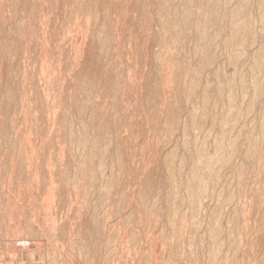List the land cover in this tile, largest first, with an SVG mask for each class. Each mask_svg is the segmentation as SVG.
Segmentation results:
<instances>
[{
  "label": "rangeland",
  "instance_id": "rangeland-1",
  "mask_svg": "<svg viewBox=\"0 0 264 264\" xmlns=\"http://www.w3.org/2000/svg\"><path fill=\"white\" fill-rule=\"evenodd\" d=\"M175 1L179 5L184 2ZM160 6L162 7L160 0H0V264L202 263L201 260L196 263L190 257L187 239L192 227L190 218L182 216V227L178 232H172L169 225H166L169 217L166 214L165 191L169 190V180L163 163L166 144L162 140L164 133L161 131L166 124L158 120L171 114L172 107L169 106L177 100L183 104L180 105L185 117L186 114L189 116V112L187 104H184L185 95L180 94L183 83L175 75L176 72H169L167 65L170 64L168 57L170 46L173 45L170 40L173 41L174 31L163 37L165 35L158 14ZM191 21L187 25L189 30L186 37L183 34L184 37L180 39L181 43H185L181 44L184 48L181 51L172 50L175 52L171 54L182 57L181 60L185 62L194 61L193 57L191 59L186 55L189 43L194 41L195 23ZM256 21L258 22H254L253 27L259 30L261 24L258 19ZM171 25H176V28L181 26L175 23L174 26L173 23ZM258 30L257 32L260 31ZM262 37L264 38L263 34L260 39ZM164 40L170 44L163 43ZM219 49L218 54H222V61L226 65L222 63L223 71L232 73L233 67H228L226 49L223 50L221 46ZM181 52L184 55L181 56ZM163 66H166V70ZM159 69L166 72L163 73L164 76ZM162 79L167 82L163 84ZM81 98L83 101L86 98L87 101L83 102ZM208 113L207 116H213L212 112ZM187 121H191L189 117ZM181 123L184 124L182 121L177 123L174 135L175 140L180 138L179 141H182L179 128ZM83 126L88 130L83 131ZM106 128L109 130L108 134L105 132ZM239 128V136L244 131L240 137L244 140L249 138L247 127L242 125ZM78 131H86L85 135L89 139L90 136L95 141L101 139L100 144L96 141L97 145L93 148V151L100 148V154L92 155L91 148H76L78 145L71 142V134ZM235 132L239 133L238 129ZM91 142L92 139L89 144ZM241 143L240 152L237 151L236 159H232L233 165L241 159V151L245 149ZM72 144L76 145L75 148ZM105 147L109 148L105 156H111H103ZM71 148L75 149V153L71 152ZM81 151L86 153H83L84 160H88L85 161V167H91L89 171L85 168L86 173L79 178L81 173L77 161L82 155ZM116 153L118 154L115 155ZM102 157L106 159L108 167L109 162L114 159L120 163L119 167H123L120 170L115 168L119 172L115 175V184L120 186L115 189L114 184L112 194L103 207L97 203L100 197L97 190L105 176L102 178L100 168H96L98 159ZM245 166L240 176L233 166L225 169L227 184L233 185L234 182L233 186L238 187L236 201L231 207L236 205L234 208L239 213L235 217L241 235L242 254L238 253L234 264H243V259L244 264L249 261L248 264H261L264 260V166L262 165L261 171L257 163L247 162ZM93 168L96 169L95 178L92 176ZM107 171L109 174L110 170ZM68 174L72 179L70 184L65 181ZM74 180L77 185L73 184ZM148 188H153L152 192H148ZM144 191L152 197L156 194L159 215L152 216L145 207L147 203L144 205L142 202ZM160 193L163 199L159 197ZM114 200L119 205L122 204L119 206ZM239 204L243 210L237 208ZM223 217H227L226 213ZM95 225L100 232L95 230ZM174 242L178 243L177 253L174 251V246L177 245H173ZM100 244L101 247L96 250L95 245L99 247ZM106 247L107 251L104 249ZM243 252L246 254L243 255Z\"/></svg>",
  "mask_w": 264,
  "mask_h": 264
},
{
  "label": "bare ground",
  "instance_id": "bare-ground-1",
  "mask_svg": "<svg viewBox=\"0 0 264 264\" xmlns=\"http://www.w3.org/2000/svg\"><path fill=\"white\" fill-rule=\"evenodd\" d=\"M160 1L162 4V7L160 6L161 9H160V13L158 12V14L160 17L159 20L161 21L160 25L162 26V29H163L162 31L164 33L162 31L161 32L163 33V35H165L163 37H166L169 33L171 34L174 31V33L172 35L173 41L170 40V42L174 46L173 45L170 46V48H171L170 49L171 52L169 54L170 56L169 57L167 55L165 56V57L169 58L168 62L170 64L167 63V65H169L168 67L170 68L169 72L170 73L176 72L175 75L177 76V78L179 77L183 83L182 88H181L182 91H180V94L182 93V95H185V97H184L185 103L184 104L185 105L187 104L186 106L188 108H186V109H188V112H189V116L186 114V117H185V115H183L184 109L181 107V105H183V104L178 102V100L177 101L175 100L176 102L174 104H172V106H169V107H172L171 114H168L167 116L162 117L161 120H158V122H163L164 124H166V126L164 127V130H161L164 133V135H162V138H163L162 140H163L164 144H166L165 145L166 153L164 156V160H163L164 162L163 163H164V169L166 170L167 180H169L168 181V183H169L168 189L169 190L165 191V192H167V199H166L167 210L166 209L165 210L167 211L166 214L168 215L169 219H166L167 224L166 223L165 224L167 226L169 225V228H170V230H172V232H174L175 230H177V232H178V231H180L178 229H180L182 227V221H181L182 216H186V217L190 218L192 227L190 230V235H189V237H187V239H189L190 257L193 259V261H196V263L201 260L202 261L201 264H234V258L240 252V247L242 245L241 239L239 238L241 236L239 233L240 231H239V228H237L238 224L236 225L237 221H236V217H235L236 215L235 214H237L236 213L237 210H235L236 208H234V207H236V205L234 207H231L236 201L235 199L237 198L238 193H236V192H237L238 187L235 188L233 186L234 182H232L233 181L232 179H231V182L233 183V185H231V183L227 184L228 179L225 176V173H227V172H225V169L227 167L233 166L234 170L236 171L238 176H240L242 171L246 168L245 163H247V162H252L254 164L257 163L259 166H261V167L258 166V168H260L259 171H261V169H263L262 165L264 166V38L262 37L260 39V35L261 34L264 35V0H236V1H233V0H184V2L182 4L180 3V5L176 4L175 0H160ZM95 13H97V12H95ZM195 15H196V17L194 18ZM151 16H153V15H151ZM163 16H164V19H163ZM25 17H26V15H25ZM257 19L260 21V24H261L260 28H263V30L261 29L262 31L260 30V28H259L260 31L257 29L259 32H257L255 27H253L254 22H258V21H256ZM191 20H193V21H191ZM189 21L195 23L194 28H193L194 29L193 30L194 41L191 42L192 44L189 43V48H188V52H187L188 54H186V55H188L189 58L191 57V59L194 58V61H192L190 59L191 62H185V60H181L182 57H180V58H179V56L174 57V55H171V54L175 51H178V50L181 51L184 48L181 45L184 42L181 43L180 39L182 37H184L186 32L189 30V28H187ZM172 23H173V26H174V23L177 25L179 24L181 26H179V28H176V25H175V27H172V25H171ZM255 25H257V23H255ZM186 28H187V30H186ZM100 35L102 36L103 34H100ZM185 37H186V35H185ZM98 38H99V36H98ZM107 38H109V36ZM104 41H106V40H104ZM168 41H169V39H168ZM178 41H180V43H178ZM100 42H102V41H100ZM164 42L168 45L170 44L169 42L167 43V40H164L163 43ZM186 46L187 45H185V52L187 51ZM219 46H221V48L223 50L226 49V51H227L226 53H228V56H227V58L229 57V59H228L229 66L228 67H230V68L233 67L232 73H226L222 69L223 68V66H222V63H223L222 58L223 57L221 56L222 54L221 55H219L220 53L218 54V52H219L218 50H220ZM172 50H175V51H172ZM220 52L223 53V51H220ZM167 54H168V52H167ZM174 54L176 55V53H174ZM182 54L183 53L181 52V56H182ZM187 58H185V59L187 60ZM162 65H164V60L162 62ZM223 65H225V62L223 63ZM164 67H166V66H163L162 68H164ZM243 68L246 70L244 71ZM164 69L166 70V68H164ZM162 71H164V70L162 69ZM163 73H166V72H162L161 75H163ZM170 75H172V74H170ZM163 76H162V78H163ZM163 79H162V81L164 84L165 81ZM178 82H179V80H178ZM180 84H181V82H180ZM178 87H179V85H178ZM165 88L167 89L168 87H165ZM165 88H164V90H165ZM179 89H180V87H179ZM175 91L177 92V90H175ZM85 92H83V93H85ZM88 94H90V93H88ZM83 96H88V95H83ZM83 96H82V98H83ZM175 97L176 96H174V98ZM178 97H179V95H178ZM82 98H81V100L83 101ZM85 100H86V98H84V101ZM12 102H14V101H12ZM83 105H82V107H83ZM78 108H80V107H78ZM208 111H210L209 113L212 112L213 116H211V117L207 116L206 114L208 113ZM253 113H254V115H253ZM157 116H159V115H157ZM162 116H163V114H162ZM188 117L191 121H187ZM184 119H185V121H183ZM180 121H182L184 123V124L181 123L179 125V128L181 129V131L178 128L179 131L181 132V134H180L181 138H182V141L180 140L181 143H179L180 138L175 140V136H174L175 131L177 129V123ZM164 124H163V126H164ZM242 125L247 127V131L249 130L248 131L249 132V135H248L249 138H247L245 140L240 137L243 135L244 131L242 132V135L239 136V134H240V132H239L240 128L239 127H241ZM82 128H84V126ZM86 129L84 128L83 131ZM108 129H110V128L108 127ZM237 129H238L239 133L235 132ZM245 129L246 128H244V130ZM100 130H101V128H100ZM69 132H71V131H69ZM85 132H79L78 131V133H74V135L71 134V142L76 143L78 145L76 148H78L80 150H82V149L88 150V148H91L90 150H91L92 155L96 156V155L100 154V151H98V150H100V148H98V146H97L98 150L95 149L96 151H93V148L97 145V143L100 142L101 139L98 141L96 140L97 141V143H96V141L93 140L92 136H90L91 137L90 139H92V142L89 144L90 139L87 135H85ZM105 132L108 134L109 130H107V128H106ZM101 135H102V133H101ZM103 135H104V133H103ZM68 136H69V134H68ZM99 136H100V134H99ZM65 138H66V136H65ZM105 139H108V138H105ZM239 141H242L245 149L241 151V159L239 161L237 160L235 165H233L232 159H234V158L236 159L235 153L237 151L240 152V149L242 148V147L240 148L241 142H239ZM103 142H104V140H103ZM101 144H103V143H101ZM72 145L74 146V144H72ZM75 146H74V148H75ZM102 147H103V145H102ZM71 149H73V148H71ZM108 149L106 148L105 151H102V152H104L103 156H105V153L108 152ZM74 150L75 149H73V151H71V152L75 153ZM119 150L120 149H118V151ZM81 152H82V155H80L78 157L79 161H77L79 164V167H80L79 172L81 173V175H79L78 170H76L78 175H79L78 176L79 178H80V176H84V174L86 173V169H87L85 167V161L87 159L84 160L85 158H83L84 157L83 153H85V152H83V151H81ZM116 152H117V150H116ZM163 152H165V151H163ZM73 153H72V155H73ZM88 153H89V151H88ZM118 153H116L115 155H117ZM108 155H110V154H108ZM108 155L106 154L105 157H107ZM115 155H114V158H115ZM76 157H77V154H76ZM87 157L91 158L90 154H89V156L87 154ZM92 161H94V160H92ZM122 162H121V164H123ZM92 163H94V162H92ZM118 164H120V163L119 162L117 163L116 160L114 159V161L109 162V167H108V163L106 166V159L105 158L102 157V159L101 158H100V160L98 159L97 166H99V167L96 166V168L98 170L100 168L99 174L102 176V178L105 176V178H103V181L101 182V187L97 190L99 193L96 192V193L100 194L99 195L100 197L98 199L99 202H97L98 205H101V206L106 205V203L108 202V199H109V195L112 194L111 191H113L114 184L116 181L115 175L118 172V170H120V168H121V167H119L120 165L118 166ZM90 167L88 169H90ZM253 167H255V166H253ZM115 168H117L118 170ZM255 168H257V167H255ZM107 170H110L109 174H108ZM162 170H163V168H162ZM230 170H231V168H230ZM95 171H96V169L93 168V174L94 175H92V174L91 175L94 178H95V173H94ZM66 172H67V168H66ZM72 173H74V172L72 171ZM252 173H254V170L252 171ZM99 174H96V175H99ZM229 174H228V176H231ZM231 174L233 175V173H231ZM64 175H65V173H64ZM74 175H76V174H74ZM74 175H72V176H74ZM122 175H124V174H122ZM258 175H260V174H258ZM67 176H65L66 177L65 181L68 184H70L72 182V179L69 176V174ZM62 177H64V176H62ZM75 177L77 178V176H75ZM82 178H84V177H82ZM94 178H92V180H94ZM237 179H239V177ZM240 179H241V177H240ZM243 179L244 178L242 176V180ZM75 180L73 181V184H75L74 183V182H76ZM85 180H87V179H85ZM238 181L239 180H237V182ZM87 182L91 183L90 181H87ZM246 182H244V183H246ZM83 183H82V185H83ZM123 184H124V182H123ZM75 185H77V184H75ZM75 185H74V187H75ZM87 185H88V183H87ZM121 185H122V183H121ZM263 185L264 184H262V186ZM118 186H120V184H118ZM118 186L115 184V189H117L116 187H118ZM227 186L229 187V189H226ZM90 187H91V184H90ZM121 188H122V186H121ZM121 188H119V189H121ZM260 188H261V186H260ZM80 189H82V188H80ZM152 189H149L148 192L151 191ZM240 190L241 189L239 188V191ZM258 190L260 191V189H258ZM261 190H262V188H261ZM141 191L143 192V190H141ZM145 191H144L145 194L143 193L144 194L143 197L141 194L142 202L144 203V205L147 203V205H145V207H147V209L151 212L152 216L153 215L154 216L159 215V214H157V208H158L157 206L158 205L156 204V203H158L159 200L156 199V197H157L156 194H154L156 197L155 196L152 197L151 194L146 193L147 191L146 192ZM158 192H160V191H158ZM241 192H239V193L241 194ZM123 193H124V191H123ZM114 194L115 193H113V195ZM118 194H121V192ZM85 195L86 196L88 195L87 189H86ZM254 195H256V192H254ZM114 196H116V195H114ZM158 196H159V194H158ZM161 196H162V194L159 197H161ZM256 196H258V195H256ZM262 196L264 197L263 194H262ZM116 197H119V195ZM122 198H123V196H122ZM161 198L163 199V197H161ZM114 199L116 200V198H114ZM120 199H121V195H120ZM120 199H118V201ZM110 200H112V199L110 198ZM257 200H259V198ZM120 202H122V201L120 200ZM123 202H125V201L123 200ZM241 202H243V201H241ZM240 204H239V207H237V208L242 209V207H240ZM113 207H112V209H113ZM162 207L164 208V205ZM162 207H160V208H162ZM243 207H244V205H243ZM117 209H118V207H117ZM113 211H114V209H113ZM116 211L118 212V210H116ZM160 211L161 210H159V212ZM224 213H226V216H227L226 218L223 217ZM127 215H125V216L126 217L131 216V218L134 217V216H132V214L130 216H127ZM243 215H244V213H243ZM92 216H93V214H92ZM99 217H100V215H99ZM105 217H103V218H105ZM238 217L240 218V215ZM131 218H129V219H131ZM243 219H245V218H243ZM95 221H96V218H95ZM101 224H103V223H101ZM130 224H131V222H130ZM242 224H244V223H242ZM99 225H100V223H99ZM95 227H96V225L94 226V228ZM184 227H185V224L183 226L182 232H184ZM243 228H244V226H243ZM103 229L105 230V227ZM95 230L100 232L98 228H95ZM241 230H243V229H241ZM168 233L171 234L170 231ZM178 234H180V233H178ZM96 236H97V234H96ZM182 238L186 239L184 236ZM181 240H183V239H181ZM107 241H109V240H107ZM172 241H171V243H172ZM183 241H185V240H183ZM175 242L173 243V245L174 244H177V245L174 246V248H175L174 251L177 253L178 252V250H177L178 249V243H175ZM96 245H97V243H96ZM96 245H95V248H96V250H98V248L101 247V244L99 247H97ZM173 245H170V246L172 247ZM194 245L196 247H194ZM107 247L104 248V249H106V251H107ZM109 248H110V246H109ZM101 250H102V248L99 251L101 252ZM186 250H184V251H186ZM244 250L245 249H242V251H244ZM244 252H243V255L246 254V253L244 254ZM240 253H239V255H240ZM103 254H105V253H103ZM184 254H185V252H184ZM184 257H185V255H184ZM247 257L248 256H246V259H247ZM190 260H189V262H190ZM245 261H248V260H245ZM54 262L57 263L56 260ZM236 262H239V260ZM249 262H247V264ZM263 263H264V260H263V262L261 261V264H263ZM53 264H55V263H53ZM164 264H166V262ZM186 264H187V261H186ZM243 264H244V259H243Z\"/></svg>",
  "mask_w": 264,
  "mask_h": 264
}]
</instances>
